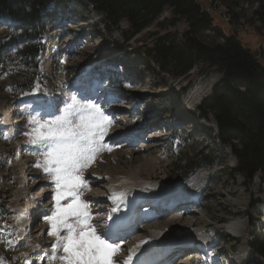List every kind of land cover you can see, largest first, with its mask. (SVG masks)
<instances>
[{
  "label": "rangeland",
  "instance_id": "rangeland-1",
  "mask_svg": "<svg viewBox=\"0 0 264 264\" xmlns=\"http://www.w3.org/2000/svg\"><path fill=\"white\" fill-rule=\"evenodd\" d=\"M200 2L209 3L211 12L217 10L215 26L222 31L211 27L202 41L223 43L226 36L235 34L264 62V27L254 20L255 6L249 0ZM44 13L48 15L45 32L34 41L44 52L35 61L18 60L15 52L0 56V206L5 205L8 212L12 208L11 215L0 218V264H62L58 259L62 251L57 252L55 261L49 259L56 238L47 235L50 224L46 217L55 211L56 187L43 172L46 148L30 144L27 134L35 127L30 123L32 118L41 123L54 120L74 97L80 104L99 106L112 121L104 137V149L82 173L88 187L81 189V199L89 205L90 224L98 234L104 231L99 227L103 217L99 219L92 211V204L109 208L111 185L124 175H132L114 172L138 170L147 160L154 163L155 171L144 179L150 189L156 186L158 191L153 198L139 202L136 211L159 198L162 202L152 206L155 216L144 219L147 222L141 226L140 218V227L136 226L138 230L130 239L116 242L120 250L114 261L121 264L134 239L147 241L148 230H157L161 235L156 244L158 252L170 248L171 264H181L185 254L178 256L176 249L184 242L188 244L190 238H205L214 231L210 248L203 254L191 250V259L186 256L190 260L186 258L185 264H250L251 246L256 236H264V175L258 173L253 180L236 175L238 162L231 148L206 134L207 130L216 132L217 127L212 117L204 119L199 112L223 75L203 77L191 86L169 78L164 81L134 54L135 43L127 52L118 50L122 42L119 32L106 28L101 23L103 15L87 0H75L68 9L49 5ZM8 21L0 24V40L15 36V27H8ZM187 29L181 24L178 31L183 34ZM186 87L187 92L181 95ZM196 88L201 89L199 97L185 103ZM39 101L37 107L51 115L41 118L21 109L28 107L22 103ZM156 156L158 162L153 160ZM37 163L41 167H36ZM195 191L198 197L192 199L191 192ZM61 203L66 205L68 201ZM33 208L36 211H31ZM185 211L192 213L183 214ZM24 214L29 218L33 214L30 221L22 219ZM103 215L107 217L109 212ZM235 220L242 224L241 236L223 230L225 224ZM159 226L169 229H157ZM147 249L144 245L139 248L148 256ZM164 255L156 257V263Z\"/></svg>",
  "mask_w": 264,
  "mask_h": 264
},
{
  "label": "trees",
  "instance_id": "trees-1",
  "mask_svg": "<svg viewBox=\"0 0 264 264\" xmlns=\"http://www.w3.org/2000/svg\"><path fill=\"white\" fill-rule=\"evenodd\" d=\"M74 1L0 0V24L8 18L16 24L8 26L15 27V36L0 40V56L15 52L18 60L35 61L44 52L34 41L45 32V9L49 5L68 9ZM87 1L103 15L101 23L106 28L119 32L122 42L118 50L127 52L135 43L134 54L164 81L169 78L191 86L203 77L223 75V81L199 108L202 117H212L217 127L216 132L207 130L206 134L231 148L238 162L236 175L249 180L258 173L264 175V62L235 34H223V43L202 41L211 27L222 32L215 26L216 9L205 14L201 0ZM249 2L255 6L254 20L264 27V0ZM224 15L233 19L229 13ZM181 24L188 27L183 34L178 31ZM185 92L187 87L181 95ZM251 248L249 263L261 264L257 256L264 260V236H256Z\"/></svg>",
  "mask_w": 264,
  "mask_h": 264
},
{
  "label": "snow or ice",
  "instance_id": "snow-or-ice-1",
  "mask_svg": "<svg viewBox=\"0 0 264 264\" xmlns=\"http://www.w3.org/2000/svg\"><path fill=\"white\" fill-rule=\"evenodd\" d=\"M30 123L35 127L27 134L29 143L45 146L43 172L56 187V208L46 217L50 224L47 235L56 238L49 259L55 261L57 252L62 251L63 255L58 257L62 264H120L114 261L120 245L110 243L106 233H97V228L89 222V205L81 199V189L88 187L83 170L104 149V137L112 121L99 106L80 104L74 97L56 119L41 123L32 118ZM35 166L41 167L39 163ZM62 201L68 203L62 205ZM61 231L66 234L61 236ZM130 262L131 256L124 264Z\"/></svg>",
  "mask_w": 264,
  "mask_h": 264
},
{
  "label": "bare ground",
  "instance_id": "bare-ground-1",
  "mask_svg": "<svg viewBox=\"0 0 264 264\" xmlns=\"http://www.w3.org/2000/svg\"><path fill=\"white\" fill-rule=\"evenodd\" d=\"M6 20H9L8 22H11L15 25L14 21H12L11 19L8 18ZM200 93H201V89L196 88L193 92L190 93V96H188L185 99V103H189V101H192L194 96L196 98L199 97ZM47 115H49V114H47ZM133 159L138 160L139 157H134ZM153 160H156V162H158L159 157L156 156L153 158ZM153 165H154V163L152 162V160H150V161L147 160L141 166V168H139L138 170L131 171L128 173L114 172L116 174H132V175H129V176L124 175V177L123 176L121 177L122 180H120L115 185H111V188L109 191V195L111 197V200L108 201L109 206H110L109 208L108 207L107 208L102 207L99 204H98L99 206H97L96 203L93 201L94 203L92 204V208H94V210H92V211L97 212L99 218H102L103 217L102 214L107 210V212H109V216L107 218L111 217L112 221L116 217L124 216L128 222H134V221L136 222L134 224V226L131 228L132 230L130 232H132L133 230H136V226H137L136 224H139L140 222L138 221V219L136 220V213L134 212L135 208L138 206L139 202L146 201L148 199L153 198L155 196V194H154L155 191H158V190H156L157 189L156 186L153 189H150L148 184H146V179H144V176L145 177L148 176L147 173H150V172L152 173L153 171H155V169L152 168ZM144 185L148 186V188L144 187ZM187 186L188 185H186V187ZM188 189H189V186H188ZM159 191H160V189H159ZM90 193L94 194L93 190H91ZM196 193H198V191H195L193 193L191 192V195L193 196L192 199H197L198 196L196 195ZM157 196L161 197L162 195L158 194ZM114 197H117V199L114 200L113 199ZM161 202H162V198L157 199L156 201H154L153 204H151V206L144 207L142 209V212H139V214L143 215L144 216L143 218L149 219L151 216L146 217L145 215L152 213V211H153L152 206L158 205ZM114 209H115V211H114ZM117 210L119 211V214H116ZM31 211H36V209L33 208ZM187 213H189V215H190L192 212L185 211L183 214H187ZM90 215H91V211H90ZM21 217L24 221H27V219L29 218L28 215H25V216L21 215ZM106 224H107V220L105 219L104 222H102V225L99 226L100 231L102 232V230H104L102 233H106L105 237H107V239L111 243L110 239H111L112 235H109L107 233V231L104 229L106 227ZM157 229L168 230L169 228L159 226ZM223 230L227 233L234 234L235 236H241L242 231H243L242 224L238 220L231 221L228 224H225ZM148 233H150V237H148L147 241H144L143 239H140V238L134 239L131 247L128 248V252L125 253V255H123V257L121 259V261H122L121 264H124V262L128 260L129 256H131L130 264H155L157 261L156 257H161L163 255V253H165V255L160 259V260H162L167 255L166 253H168V252L166 250L164 251V250L159 249L160 252H158V250L156 248V244L158 243V238L161 237L159 232L157 230H148ZM167 235L168 234H164L163 237H165ZM213 236H214V231H209L208 236L205 237V238H207V240H206V243H204V246L202 248L203 250H207L210 248ZM201 238H203V237L195 238L193 240L194 242L192 245L194 247H197V245L201 242L200 241ZM149 240H152L151 243ZM142 245H144L148 248L147 249L148 256L144 253V251L141 252L139 250V248ZM164 246L166 247V243L164 244ZM155 250L157 252H155ZM120 255H122V254H120ZM191 256L192 255H190L188 258H190ZM170 260H171V258H169V261ZM181 261H182L181 264H185L183 259H181ZM169 264H171V262Z\"/></svg>",
  "mask_w": 264,
  "mask_h": 264
},
{
  "label": "water",
  "instance_id": "water-1",
  "mask_svg": "<svg viewBox=\"0 0 264 264\" xmlns=\"http://www.w3.org/2000/svg\"><path fill=\"white\" fill-rule=\"evenodd\" d=\"M197 1H199V0H197ZM200 4H201V6H202V8L204 9V12H205V14H209L210 12H211V8H209L208 10L206 9V6L203 4V3H201V2H199ZM8 213H7V211L5 210V208H4V206H2L1 207V213H0V215L2 216V217H4V216H6Z\"/></svg>",
  "mask_w": 264,
  "mask_h": 264
}]
</instances>
